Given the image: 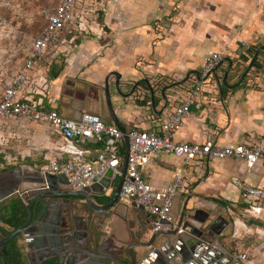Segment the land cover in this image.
<instances>
[{"label":"crops","instance_id":"crops-1","mask_svg":"<svg viewBox=\"0 0 264 264\" xmlns=\"http://www.w3.org/2000/svg\"><path fill=\"white\" fill-rule=\"evenodd\" d=\"M104 5L102 13L93 21L95 25L84 31L90 35L70 36L56 48L55 52L59 50L61 55L59 59L51 57L42 64L39 59L35 62L27 72L21 96L36 98L41 94L44 104L63 117L93 112L108 124L111 121L103 95V82L107 77L112 111L121 127L125 131L157 130L175 100L184 97L182 89L192 85L202 56L216 51L221 53V61L204 80L201 91L189 106L188 116L175 129L172 140H210L219 146L237 143L264 146V55L261 50L264 48V0H105ZM78 17L84 30L85 20L82 15ZM253 55L257 67H250L235 85ZM228 61L230 66L226 85H223ZM110 73L118 75L121 96L114 91L115 77ZM104 142L110 144L108 138ZM63 143L55 152L57 161L67 157L63 152L67 142ZM74 145L87 151L86 158H92L100 146L89 141ZM148 172L151 174L149 183L156 191L163 189L174 173L181 174L182 187L174 201L180 208L185 200L181 196L190 192L236 195L240 190L235 181L264 187L261 164L246 167L243 162L231 159L193 162L186 166L172 155L160 152L151 157ZM116 180L118 178L101 197H110ZM59 187L56 184L54 190L58 191ZM193 197L187 200L186 212L191 215L198 211L201 220L207 215L204 221L210 222L204 206L193 207ZM131 204L117 198L102 225L108 235L104 251L125 263L128 261L125 247L136 241L134 231L138 224L151 218ZM65 206L66 210L60 208ZM78 209V204L71 206L68 201L57 203L56 215H79L75 211ZM134 216L138 219L129 229L126 223ZM142 233L140 241H146L147 234ZM174 239L159 236L155 245L169 243L173 247ZM179 239L187 253L186 264H230L220 251L213 255L211 248L195 246V243L187 245L189 236L184 234ZM84 242L82 239L81 243ZM32 243L29 252L37 259L40 243L36 240ZM134 252L136 264L157 263V257L145 259L143 250ZM174 259L178 260L176 256ZM171 261L168 264H172ZM177 264H183L181 258Z\"/></svg>","mask_w":264,"mask_h":264},{"label":"built area","instance_id":"built-area-1","mask_svg":"<svg viewBox=\"0 0 264 264\" xmlns=\"http://www.w3.org/2000/svg\"><path fill=\"white\" fill-rule=\"evenodd\" d=\"M80 1L56 0L54 6L46 11L42 30L32 39L20 67L10 72L9 82L0 90L1 117L43 123L67 142V149L63 151L67 157L63 161L50 159L44 170L51 174H61L64 186L71 191L82 190L102 178L106 171H110L109 180L120 176L124 161V156L119 154L122 145L121 133L112 123H104L96 113L80 112L76 117H63L44 104L41 94L36 98L23 97L20 90L27 81V72L44 54L46 48L73 22V8ZM78 25L81 24L78 22ZM243 44L241 42V45ZM221 56V53L216 51L207 52L202 56L201 66L192 80V85L182 89L184 97L175 100L157 130L134 128L125 131L128 153L118 198L132 203L135 208L151 217L150 232H169L174 229V201L182 187L180 173H174L171 180L159 191L150 185L151 174L148 172V166L151 157L156 154L168 153L186 166L193 162L231 159L243 162L246 167L254 164L264 167V146L257 143L219 146L210 140H172L175 129L188 116L189 106L201 91L204 80L209 78L221 61ZM73 136L78 139L73 140ZM106 138L110 140V144L104 142ZM85 141L100 145L92 158H86L87 151L74 145L83 144ZM235 186L239 188L242 200L251 198L264 202V187L247 186L240 181H235ZM244 259L245 255L240 253H234L231 257L232 264H238Z\"/></svg>","mask_w":264,"mask_h":264},{"label":"rangeland","instance_id":"rangeland-1","mask_svg":"<svg viewBox=\"0 0 264 264\" xmlns=\"http://www.w3.org/2000/svg\"><path fill=\"white\" fill-rule=\"evenodd\" d=\"M55 3L56 0H0V90L9 82L10 72L22 64L32 39L44 26L46 11ZM104 3L105 0H81L73 8V22L46 48L39 63L42 64L45 60L52 59L51 57L59 59L61 55L59 50L55 52L56 48L60 43L67 42L70 36L75 38L90 35L84 31H89L95 25L93 21L102 13ZM79 15L85 20L84 30L78 25V22L81 24ZM79 31L81 34H78ZM63 142L43 123L0 116V188L12 186L15 183L14 176L24 173L25 169L42 172L48 161L56 157L57 148L64 146ZM116 182L117 180L115 184ZM187 194L188 199L194 196L193 207L204 206L211 221L219 218L226 223L217 233L208 231L212 243L220 247H216L218 250L230 260L234 253L244 254L245 259L238 264H264V202L251 198L242 200L240 193ZM15 195L17 194H12ZM183 197L186 195L181 196ZM179 210L180 206H175V211ZM77 213L80 216L86 215L82 223L83 232L86 233L83 239L93 234L101 242L104 241L107 234L102 226L103 222L98 230H94L88 226L89 214L84 211ZM91 224L96 223L93 221ZM17 243L20 245L22 264H34L37 259L33 258L29 249L24 248L20 235ZM85 244L86 242L83 245ZM176 257L178 260L173 258L172 264L180 262V258Z\"/></svg>","mask_w":264,"mask_h":264},{"label":"water","instance_id":"water-1","mask_svg":"<svg viewBox=\"0 0 264 264\" xmlns=\"http://www.w3.org/2000/svg\"><path fill=\"white\" fill-rule=\"evenodd\" d=\"M261 50L263 51L264 55V48L262 47ZM254 57L255 55L251 57L235 85L238 84L247 73ZM229 66L230 62L228 61L227 68L222 77L223 85H226L225 77ZM110 74L115 77V81L113 83L114 91L119 96H121L117 83L118 75L115 73ZM134 87L135 85H133V88ZM229 87L231 88L233 86ZM149 91L151 93V90ZM162 92L163 91H161V93ZM103 95L110 121L121 133L124 152V161L121 174L118 177L117 183L109 197L108 202L105 204L97 203L95 197L103 196L105 190L112 186L113 180H109L110 171H106L102 178L93 182L82 190L71 191L67 187L63 186L64 178L61 174L54 176L40 171L25 169L24 173L21 172L15 176V183H13L12 186H8L3 190H0V202L6 198H9L12 196V194H17L16 196H18L23 201L24 208L26 210V219L23 224L8 235L0 236V252L3 246L11 238L20 235L25 249H30L31 243L35 240L36 243H40V247L38 245V248H41L42 250H39L40 252L37 254L38 257L34 264H40L43 260L48 258H55L56 264H136L134 255L135 249L143 250L145 259L157 257L156 264H168V262L171 261L175 256H179L182 263L186 264L187 258L185 260V256L187 253H185V250L183 249V243L179 239V236L184 234L185 236H189L187 245L195 243V246L196 244H199L200 247L205 249L211 248V253L213 255H217L215 254L217 252L220 253L221 251L216 248L218 246L212 243V240L209 237L210 234L208 232L215 231L217 233V230L220 228L215 230L214 226H216V220L219 218L209 222L204 221L205 219H208L207 215H204V218L201 220V218L198 217V211L191 215L188 214L185 208L188 195H186L182 207L177 214L174 209L176 225L172 231L150 232L151 218L150 221H145L142 225L138 224L136 231H134V239L136 241L128 244L125 247L124 252L128 256L127 263L122 262L118 257H115L114 254L113 256L105 252L104 247L106 246L107 242H101L100 239L94 237L93 234L90 236L87 235L88 237L85 239V246L83 243H79V237L82 235L83 239L86 234H84L83 228L81 227L82 223L79 225L74 220L73 216L69 214L68 217H59L56 215V212L59 211V209L56 211L57 203L68 201L71 206L75 204L81 205V207L85 209V211L90 216L88 219V225L92 227L91 221L96 219V225H98L96 226V230H98L100 223H102L109 216L111 208L117 203L120 185L125 172L126 157L128 153V140L125 130L118 123L112 111L107 77L103 82ZM72 139L77 140L78 137L73 136ZM56 184L60 185V189L58 191L54 190V186ZM67 197L70 198L66 199ZM131 206L134 207L133 204H131ZM60 208L66 210L68 207L65 206ZM134 217L135 218L130 222H127L129 229L133 227V224L138 219L137 216ZM37 225L39 226L38 228L36 227ZM143 231H145L147 234L146 241H140ZM159 236H164L166 238L175 237L173 247L172 245L170 246L169 243L163 246H156L155 240ZM120 251L122 250L120 249ZM228 259L229 258L227 257V260ZM228 261L230 264H232L230 259ZM138 264H144V262L141 261Z\"/></svg>","mask_w":264,"mask_h":264},{"label":"trees","instance_id":"trees-1","mask_svg":"<svg viewBox=\"0 0 264 264\" xmlns=\"http://www.w3.org/2000/svg\"><path fill=\"white\" fill-rule=\"evenodd\" d=\"M250 67H257L253 60ZM80 144V143H79ZM119 154L123 155V146L119 149ZM108 197L97 198L96 202L105 204ZM26 219V210L23 201L18 196H10L0 202V236H6L17 229ZM18 236L11 238L1 249L0 264H22L20 245L17 243ZM40 264H56L55 258L43 260Z\"/></svg>","mask_w":264,"mask_h":264},{"label":"flooded vegetation","instance_id":"flooded-vegetation-1","mask_svg":"<svg viewBox=\"0 0 264 264\" xmlns=\"http://www.w3.org/2000/svg\"><path fill=\"white\" fill-rule=\"evenodd\" d=\"M15 177V176H14ZM4 186V185H3ZM7 186H5V187H1L0 188V190H3L4 188H6ZM77 212H79V211H84L85 213H86V211H85V209H83L82 207H81V205H79V209L78 210H76ZM85 216L86 215H83V216H79V215H74L73 217H74V220L80 225L83 221H84V218H85ZM89 218H90V216H89ZM88 218V219H89ZM218 219V218H217ZM217 222L215 223V225L216 226H214L215 227V230H217V229H221L223 226H225V224L226 223H224V222H221L220 221V219H218V220H216ZM89 226V225H88ZM90 227V226H89ZM88 227V228H89ZM92 229H94V230H96L97 228H96V224H92ZM86 245V244H85Z\"/></svg>","mask_w":264,"mask_h":264},{"label":"bare ground","instance_id":"bare-ground-1","mask_svg":"<svg viewBox=\"0 0 264 264\" xmlns=\"http://www.w3.org/2000/svg\"><path fill=\"white\" fill-rule=\"evenodd\" d=\"M81 234V233H80ZM81 240H82V235L79 237V243L81 242Z\"/></svg>","mask_w":264,"mask_h":264}]
</instances>
